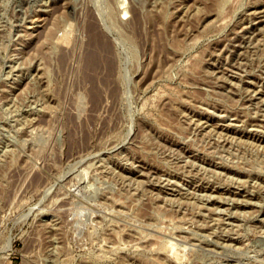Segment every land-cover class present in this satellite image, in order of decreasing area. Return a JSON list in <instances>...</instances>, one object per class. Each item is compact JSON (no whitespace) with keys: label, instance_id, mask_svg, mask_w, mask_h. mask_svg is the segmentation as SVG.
Listing matches in <instances>:
<instances>
[{"label":"rangeland","instance_id":"1","mask_svg":"<svg viewBox=\"0 0 264 264\" xmlns=\"http://www.w3.org/2000/svg\"><path fill=\"white\" fill-rule=\"evenodd\" d=\"M0 264H264V0H0Z\"/></svg>","mask_w":264,"mask_h":264},{"label":"bare ground","instance_id":"2","mask_svg":"<svg viewBox=\"0 0 264 264\" xmlns=\"http://www.w3.org/2000/svg\"><path fill=\"white\" fill-rule=\"evenodd\" d=\"M69 5H70V4H69ZM131 6H132V5H131ZM131 6H130L129 8H131ZM125 10H126V9H125ZM130 10H131V9H130ZM123 11H124V9H123ZM134 11H135V10H134ZM121 13H122V12H121ZM254 13H255V12H254ZM123 15H124V12H123ZM123 15H121V16H123ZM125 15H126V14H125ZM125 15H124V16H125ZM39 19H40V18H39ZM33 20H34V19H33ZM29 21H30V20H29ZM133 21H134V20H133ZM88 24H89V23H88ZM88 26L91 27L92 25L89 24ZM48 27H49V26H48ZM98 27H99V26H97V28H98ZM93 28H94V31H93V32H94V35H95V36H101V38H103V37H102L103 34L101 33V32H103V31L100 32V31L98 30V29H100V28L97 29L96 26L93 27ZM46 30H47V29H46ZM62 36H63V35H62ZM59 37H61V36H59ZM59 37H58V39H60ZM104 37H105V36H104ZM40 38H41V37H40ZM63 40H64V39H63ZM55 41H56V40H55ZM60 41H61V40H60ZM60 41H58V42H60ZM65 41L68 42L69 40L67 39V40H65ZM65 41H63V42H65ZM60 43H61V42H60ZM59 45H60V44H59ZM66 45H68V43H67ZM59 47H60V46H59ZM65 47H66V46H65ZM68 48H69V47H68ZM66 50H67V49H66Z\"/></svg>","mask_w":264,"mask_h":264}]
</instances>
